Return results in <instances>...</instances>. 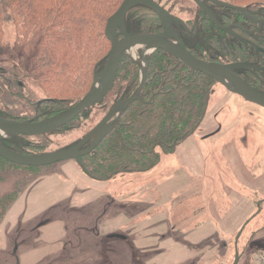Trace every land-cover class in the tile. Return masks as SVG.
Here are the masks:
<instances>
[{
  "label": "trees",
  "instance_id": "trees-1",
  "mask_svg": "<svg viewBox=\"0 0 264 264\" xmlns=\"http://www.w3.org/2000/svg\"><path fill=\"white\" fill-rule=\"evenodd\" d=\"M223 1L264 17V0ZM123 2L0 0V116L39 122L76 105L90 91L95 74L105 66L111 50L106 25ZM167 2L178 6L180 14L183 13L167 8L182 19L175 28L190 53L222 64L247 62L252 69L238 73L264 92V29L252 32L256 26L242 13L207 2L220 24L244 26L235 30L246 39L243 41L204 17L195 0ZM9 24L14 28L13 39L7 38L5 28ZM125 26L128 32L136 34H157L164 29L160 16L145 4H137L128 11ZM146 75L139 97L113 118L110 130L98 145L77 159L90 178L108 181L121 173L154 168L161 162L163 153L174 152L197 130L207 112L211 89L218 83L160 49L148 57ZM141 78L140 62L124 55L116 81L103 101L50 134L82 129L83 121L97 106L106 117L120 101L134 93ZM87 135L61 150L80 143ZM48 136H15L4 139L3 143L19 154L42 155L49 153ZM47 167L17 164L0 155V183L11 175H39ZM19 195L18 189L0 193V223Z\"/></svg>",
  "mask_w": 264,
  "mask_h": 264
},
{
  "label": "rangeland",
  "instance_id": "rangeland-1",
  "mask_svg": "<svg viewBox=\"0 0 264 264\" xmlns=\"http://www.w3.org/2000/svg\"><path fill=\"white\" fill-rule=\"evenodd\" d=\"M167 1L158 2L180 14L178 6ZM5 29L7 38L13 39V25ZM139 49L132 55L142 61L144 46ZM102 110L99 106L93 108L82 129L49 134V153L76 143L96 129L105 118ZM113 118L92 138L102 133ZM209 133L212 135L205 138ZM193 134L198 142L203 140V160L196 168L185 171L192 179L200 176L204 182L201 196L189 198L186 207H211L213 216L220 221L232 215L239 220L250 217L245 225L236 223L239 227L234 233L221 230L219 246L206 249L211 258L207 257L209 261L205 264H234L237 256H240L238 264H257V256L264 255V107L228 90L220 82L215 83L205 117ZM176 149L163 153L161 162L151 170L121 173L102 188V181L89 183L92 178L76 159L54 163L39 175L9 176L0 183V193L18 189L20 195L0 223V264H34L37 257L44 260L40 264H155L150 255L164 249L153 247L150 231L125 223L132 217L147 219L150 208L162 211L172 206L177 196L172 202H165L159 193L165 191L164 183L171 175L184 171L181 166L184 153L181 148ZM67 163H74L81 174L67 171L64 168ZM51 180L69 182L74 189L68 197L56 202L49 200L39 207L34 202V187ZM85 190L100 196L86 201L84 196L73 195ZM31 206L38 208L30 213ZM159 227L162 230L163 226ZM207 243L210 242L203 244ZM201 248L206 247L197 249ZM201 258L202 255L187 264H197Z\"/></svg>",
  "mask_w": 264,
  "mask_h": 264
},
{
  "label": "water",
  "instance_id": "water-1",
  "mask_svg": "<svg viewBox=\"0 0 264 264\" xmlns=\"http://www.w3.org/2000/svg\"><path fill=\"white\" fill-rule=\"evenodd\" d=\"M207 1L235 9L243 13L245 16H251L252 13L242 6L233 5L223 0H195V2L202 8L203 12L207 14L219 28L229 32L236 38L243 39L241 36L233 32L231 26H223L218 22L213 11L206 6L205 2ZM137 4H145L151 7L160 16L164 24L162 32L157 34H136L130 33L126 30V15L128 11ZM259 22H264V20ZM180 23H182L181 18L172 14L156 0H124L121 7L108 19L106 35L111 41V50L104 68L95 74V79L90 91L71 109L48 120L39 122H21L0 116V155L21 165L50 166L54 163L69 159L77 160L81 156L90 153L110 130L114 120L110 121L107 127H103L102 133L100 132V134L92 138L96 131L102 128V126H104V124H106V122L112 117H118L126 107L129 106V104L139 97L147 78V59L158 49L170 53L184 64L204 73L215 81L220 82L228 90L264 107V92L252 86L239 73H237L238 69L251 68L250 64L247 62L222 64L214 61H205L195 57L185 48L179 34L174 29V25H179ZM142 46H144V57L142 61L138 60L142 68V78L138 87L132 95L120 101L118 105L115 106L103 119L99 126L92 130L80 143L58 152L35 156L19 154L4 145V139H9L15 136L36 137L57 132L86 109L92 108L99 102L103 101L116 81L122 57L124 55L133 57L131 52L136 51ZM129 48H132L133 50L131 49L132 51H130ZM147 49L150 51L145 55ZM99 75H101L103 79L101 84L98 83ZM229 80L234 81L237 84V88L232 87L229 84ZM91 139H93L91 144L85 147ZM239 260L240 256H237L234 264H238Z\"/></svg>",
  "mask_w": 264,
  "mask_h": 264
},
{
  "label": "crops",
  "instance_id": "crops-1",
  "mask_svg": "<svg viewBox=\"0 0 264 264\" xmlns=\"http://www.w3.org/2000/svg\"><path fill=\"white\" fill-rule=\"evenodd\" d=\"M211 135L212 134L210 133L205 134V138ZM202 142L203 140L198 142L197 138H195L194 134H192L190 137L183 140L176 149L178 150L181 148L182 154L184 153V156H182L183 159L181 160V166L184 168V171L182 173L175 172L173 175H171L170 179L164 183V187L166 188L165 191L159 193L162 200L165 202H172L173 198L177 196L172 206L170 208H165L162 211L159 209L157 211L155 208H150L148 210L150 213L148 214L147 219L136 220L135 217H132L125 223L128 226H140V229L143 231H150L151 236H153L152 241L154 242H149L152 243L153 247H157V249H164L155 255H150V257L153 258L152 262L155 264H187L201 255L202 258L197 264H205V262L209 261L206 260L207 257L211 258V256H208V251L206 249L207 247L212 248L214 246H219V236L221 230H223V232L236 231L237 227H239L237 224L242 226L243 224H247V222L250 220V217L239 220L236 219L234 215H232L233 217L229 216L230 219L227 218L225 220L224 218L223 221H220L219 217L215 218V215L213 216L211 207L208 209L186 207L185 203L189 198L192 196L197 198L199 195L201 196L202 193V184L204 180L199 178L200 176L192 179L186 174L185 171V169H190L191 167L196 168L199 162L202 163ZM64 168L67 171L69 170L70 173L75 171L76 173L81 174L74 163H67ZM89 180L91 185L94 184V182H98L95 179ZM102 182L104 183L100 184V188L107 184V181ZM73 189V186L69 182H55L54 180H51L50 182L43 184V186L36 185L34 187V202H37L36 205L41 207L47 204V201L49 200L55 199L56 202L60 199L68 197L71 195V191ZM53 192L55 194L50 195V193ZM73 195H80L81 197L84 196L86 201L93 198L96 199V197L100 196V194L89 190H85L81 193H74ZM167 204L168 203H162V205ZM247 207L249 208L250 212L251 203H249ZM37 208L38 207L36 206L33 208L31 206L30 213H33ZM125 215L126 212L123 213V217ZM159 225L163 226L162 230H160ZM160 235H163V237L160 238ZM148 236L149 235L146 237ZM57 239L60 240L61 236H58ZM206 241H209L210 243L203 244ZM202 246L206 248H201V250L197 249ZM49 247L50 246L44 247L43 249L45 250ZM213 256H215V254ZM42 261L44 260H38L37 257V260L34 261V264H40Z\"/></svg>",
  "mask_w": 264,
  "mask_h": 264
},
{
  "label": "flooded vegetation",
  "instance_id": "flooded-vegetation-1",
  "mask_svg": "<svg viewBox=\"0 0 264 264\" xmlns=\"http://www.w3.org/2000/svg\"><path fill=\"white\" fill-rule=\"evenodd\" d=\"M207 2H209V1H207ZM207 2H205L206 4H207ZM207 6V5H206ZM208 7V6H207ZM248 10V9H247ZM203 11V10H202ZM249 11V10H248ZM249 12H251V11H249ZM204 13V12H203ZM241 13V12H240ZM252 13V15L251 16H245L243 13V16L248 20V21H250V23H251V25H255L256 27L252 30V32H255V31H259V30H263L264 29V22H259V21H263L264 20V17H262V18H259L258 16H257V14L256 13H253V12H251ZM172 14H174V13H172ZM174 15H176V14H174ZM215 15V14H214ZM177 16V15H176ZM205 16H207L208 18H209V16L207 15V14H205L204 13V17ZM179 17V16H178ZM180 18V17H179ZM210 19V18H209ZM222 25V24H221ZM217 26V25H216ZM223 26H231L232 27V30H233V32H235L236 34H238L235 30L237 29V28H244V26L242 25V24H238V23H232V24H229V25H223ZM217 28H219L218 26H217ZM174 29H175V31L177 32V30H176V28H175V26H174ZM219 29H221V28H219ZM221 30H223V29H221ZM223 31H225V30H223ZM226 33H228L229 35H231L229 32H227V31H225ZM178 33V32H177ZM239 35V34H238ZM232 37H235V36H233V35H231ZM239 36H241V35H239ZM242 37V36H241ZM236 38V37H235ZM243 39H241V40H243V41H245L246 39L244 38V37H242ZM239 39V38H238ZM260 48H258V50H259ZM246 69H252V67L251 68H246ZM239 70H242V69H238L237 70V73H238V71Z\"/></svg>",
  "mask_w": 264,
  "mask_h": 264
},
{
  "label": "bare ground",
  "instance_id": "bare-ground-1",
  "mask_svg": "<svg viewBox=\"0 0 264 264\" xmlns=\"http://www.w3.org/2000/svg\"><path fill=\"white\" fill-rule=\"evenodd\" d=\"M131 49H132V48H129L130 51L133 50V49H132V50H131ZM136 51H137V50H136ZM149 51H150V50L147 49L146 52H145V55H147V54L149 53ZM134 52H135V51H132L131 53L134 54ZM102 80H103V79H102V76L99 75V77H98V83L101 84V83H102ZM229 84H230L232 87L237 88V84H236L234 81L229 80Z\"/></svg>",
  "mask_w": 264,
  "mask_h": 264
},
{
  "label": "built area",
  "instance_id": "built-area-1",
  "mask_svg": "<svg viewBox=\"0 0 264 264\" xmlns=\"http://www.w3.org/2000/svg\"><path fill=\"white\" fill-rule=\"evenodd\" d=\"M257 264H264V255L257 256Z\"/></svg>",
  "mask_w": 264,
  "mask_h": 264
}]
</instances>
